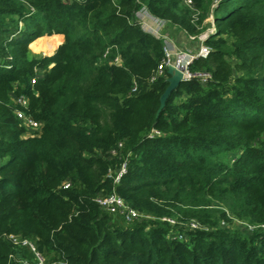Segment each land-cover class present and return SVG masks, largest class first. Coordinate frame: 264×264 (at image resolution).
<instances>
[{"label":"trees","instance_id":"obj_1","mask_svg":"<svg viewBox=\"0 0 264 264\" xmlns=\"http://www.w3.org/2000/svg\"><path fill=\"white\" fill-rule=\"evenodd\" d=\"M143 7L210 31L189 65L210 79L159 116L169 75ZM53 34L55 52L30 54ZM112 193L143 216L105 210ZM11 235L49 263L264 264V0H0V264L35 263Z\"/></svg>","mask_w":264,"mask_h":264},{"label":"built area","instance_id":"obj_2","mask_svg":"<svg viewBox=\"0 0 264 264\" xmlns=\"http://www.w3.org/2000/svg\"><path fill=\"white\" fill-rule=\"evenodd\" d=\"M184 3L190 7H192L194 5V0H183ZM136 19L138 20V22L141 24L142 28L147 31L152 33L153 35L157 36V37H161L163 39V48H164V53H165V57L164 60L160 63L159 65V72L163 73L165 69L168 68V66L173 65L176 66L179 69L183 70V74L185 76V78L188 79H193V78H198L202 83H206L208 82V80L211 77V74L208 71H197V72H191L189 70V65L192 63V61L196 58V57H207L210 49L207 45L202 44L199 51L195 54V55H189V54H185V58L182 60L181 59V55L182 53H178V49L175 46V44L173 43V41H171L169 38H167L166 36L160 35V27H156V28H148L147 24L148 21L152 20V21H158L162 24L167 23L165 20L160 19L154 15H152L145 7L141 8L140 10H138L135 14ZM210 31H207L205 34H201V39L204 42L205 39L207 38L206 36L209 35ZM192 38L195 36H191ZM174 56H177V62H173V58ZM35 82V79L32 80V83ZM17 101L19 102V104L25 106L27 104V99L24 96H21L17 99ZM18 118L22 119L23 122L25 123V125L31 129V130H36L39 128L40 126V122H38L37 120H35L32 116L27 115L24 110H17L16 112ZM122 143H119V147H122ZM126 171V162H122L120 168L117 170V172L114 174V180L115 182H118L120 180V178L122 177V175L125 173ZM113 174V173H112ZM112 174H110L111 176H113ZM97 202L108 212L111 213H118L121 214L125 217V219L127 221H132L134 219H138L140 217H142L143 215L137 210L134 209L128 205L125 204L124 200L119 197L117 194L112 193L110 195H100L97 198ZM169 222L174 223V221L172 219H167ZM192 226H197L196 223L192 224ZM14 242L17 245L23 246V247H27L31 252H33V254L35 255V263L33 264H45V258L37 252L36 246L35 244L27 239V238H19L16 236H12ZM47 264H66L64 262H60V263H56V262H52V263H47Z\"/></svg>","mask_w":264,"mask_h":264},{"label":"rangeland","instance_id":"obj_3","mask_svg":"<svg viewBox=\"0 0 264 264\" xmlns=\"http://www.w3.org/2000/svg\"><path fill=\"white\" fill-rule=\"evenodd\" d=\"M213 23H214L213 18H209L207 21V24L210 26V28H211ZM147 27L148 28L160 27V33L159 34L166 36L171 41H173V43L175 44V46L178 49V53L179 52L182 53V55L180 56L182 60L185 58V54L195 55L199 51L201 45L204 44V42H205V41L204 42L202 41L201 35H200L197 37H193L194 41H192V43H190L189 45L180 43L179 36H182V33H180L181 31L179 29L174 28V26L169 25L168 23L162 24L158 21L150 20V21H148ZM206 32H204L203 34H205ZM53 35H55V34H53ZM56 35H58V34H56ZM39 38H41V37H38L34 40L35 43H33V46H32L35 49V52H32L30 49V51H31L30 54L32 56L50 55V54H52L54 47L58 44V42H60L59 39H57L55 37H51L50 39H48L47 42H42ZM38 39L40 41H37ZM34 41H32V42H34ZM177 60H178L177 56H174L173 62H177ZM174 67H176V66H174ZM117 164H118V167L115 169V171L112 172L114 174L120 168L122 163L118 162ZM118 219H119V217H118ZM236 224L242 228H247V227L251 228V225L249 226V223L246 221H244V222L243 221H236ZM29 251H27V252L31 254V252H29ZM49 261L50 260L47 257H45L44 263L47 264V263H49Z\"/></svg>","mask_w":264,"mask_h":264},{"label":"water","instance_id":"obj_4","mask_svg":"<svg viewBox=\"0 0 264 264\" xmlns=\"http://www.w3.org/2000/svg\"><path fill=\"white\" fill-rule=\"evenodd\" d=\"M167 74L169 75L167 78L168 86L160 96V107L158 109L157 116H159L160 112L166 106L168 99L170 95L174 92V90L179 86L182 81L187 80L183 74V70L174 67L173 65L168 66Z\"/></svg>","mask_w":264,"mask_h":264},{"label":"crops","instance_id":"obj_5","mask_svg":"<svg viewBox=\"0 0 264 264\" xmlns=\"http://www.w3.org/2000/svg\"><path fill=\"white\" fill-rule=\"evenodd\" d=\"M174 28H176V29H179V28H177V27H175L174 26ZM181 32L180 33H182V36H179V40H180V43H182V44H186V45H189L190 43H192V41H194L193 40V38L190 36V35H188V34H186L183 30H181V29H179ZM51 37H55V38H57V39H59V41L60 42H58V44L54 47V50L52 51V53L53 52H55L56 51V49L59 47V45H61V43L64 41V38H65V36L63 35V34H58V35H51V36H42L41 38H46L47 39V41H48V39H50ZM41 38H39V39H41ZM37 40V41H40V40ZM46 41V42H47ZM178 41V40H177ZM42 42H45V41H42ZM33 43H35V41L34 42H31V44H30V49H31V51L32 52H35V49L32 47L33 46ZM39 50V49H38Z\"/></svg>","mask_w":264,"mask_h":264}]
</instances>
